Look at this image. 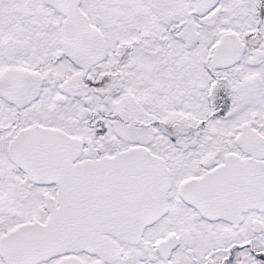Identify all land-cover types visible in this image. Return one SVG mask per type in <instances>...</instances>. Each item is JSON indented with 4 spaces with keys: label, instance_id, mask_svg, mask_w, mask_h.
Listing matches in <instances>:
<instances>
[{
    "label": "snow or ice",
    "instance_id": "1",
    "mask_svg": "<svg viewBox=\"0 0 264 264\" xmlns=\"http://www.w3.org/2000/svg\"><path fill=\"white\" fill-rule=\"evenodd\" d=\"M0 264H264V0H0Z\"/></svg>",
    "mask_w": 264,
    "mask_h": 264
}]
</instances>
